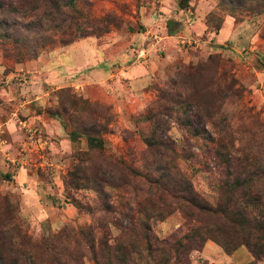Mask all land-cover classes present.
I'll use <instances>...</instances> for the list:
<instances>
[{
	"label": "rangeland",
	"instance_id": "rangeland-1",
	"mask_svg": "<svg viewBox=\"0 0 264 264\" xmlns=\"http://www.w3.org/2000/svg\"><path fill=\"white\" fill-rule=\"evenodd\" d=\"M62 8L0 15V264H163L148 259L137 201L160 213L146 220L153 241L190 247L182 264H264L241 239L227 252L204 225L213 220L186 217L184 202L169 214L150 205L153 186L129 171L155 177L174 157L208 204L264 211V0ZM238 175L253 181L226 192ZM117 242L126 260L113 257Z\"/></svg>",
	"mask_w": 264,
	"mask_h": 264
},
{
	"label": "trees",
	"instance_id": "trees-1",
	"mask_svg": "<svg viewBox=\"0 0 264 264\" xmlns=\"http://www.w3.org/2000/svg\"><path fill=\"white\" fill-rule=\"evenodd\" d=\"M185 2L186 0H182ZM75 5V0H69L61 4L58 0H0V15L3 13L8 14L9 12L22 14L24 17L34 16L36 18V13L44 7L49 10L48 15L51 14L52 9L58 13H61L62 7H71ZM31 14V15H29ZM7 26L9 28V21L1 20L0 26ZM146 141V145L149 147L162 146L161 141L159 142H149ZM88 142L91 146H102V141L89 138ZM167 146V145H166ZM160 155V152H158ZM112 159V157H110ZM114 159V158H113ZM116 162L113 160L112 162ZM165 162V165H164ZM163 165L160 161V168H164L165 172L160 173L158 176H150L140 174L134 169L129 167V171L134 174L132 177H142L146 183L152 185L147 198V202L150 205H154V202L161 203L164 208H166L167 214L171 212L170 206L172 203L180 201L185 203V206H182V213L186 217L203 216L204 219L213 220V223L204 222V225L215 224L214 227L221 234L220 244L227 252H233L234 248L239 244V240L242 242L248 243L252 254L255 258L264 257V211H259L260 214L253 215L249 211L246 202H242L240 205L232 202L231 197H227L224 201H219L215 205L208 204L203 198H201L197 193H195L191 187V184L188 183V180L184 178V175L178 173L177 164L175 163L174 157L166 156ZM221 163L225 165V168H230V159L227 155L221 156ZM171 169H176L177 172L171 173ZM242 176V175H241ZM252 175L247 177H240L239 175L224 181L225 190L228 192L231 189L233 184H236L240 188H243L244 185L251 183L253 180ZM243 193V192H242ZM244 194V193H243ZM106 199L108 194H106ZM254 200V199H253ZM2 205H5L7 213H9L8 224L11 225V229H14L15 217L13 208L9 205L6 198L1 201ZM114 211L112 206H107ZM262 208V207H259ZM132 211L131 215L137 216L139 218V228L143 231L144 244L146 245V253L148 259L152 262H155L158 257L165 256L162 263L168 264V260H174V263L182 264L184 262V257L189 254L190 247L185 246L183 243H180L179 240H152L150 235V226L146 223V220L153 218L154 216H159L160 213L156 215L149 213L140 201H137L136 208L130 209ZM131 220V217H129ZM139 230V231H140ZM254 239L253 243H249V239ZM156 247L154 246V243ZM101 243L107 244L106 241H101ZM118 242L116 243V245ZM114 246L113 257L119 260H126L125 256H129V253L132 251L121 250V247ZM106 248L109 250L110 247L107 245ZM9 256L13 258L14 251H9ZM13 262V260H11ZM110 262H113V258L110 259ZM158 263V261L156 262ZM144 264H149L148 261H145Z\"/></svg>",
	"mask_w": 264,
	"mask_h": 264
}]
</instances>
